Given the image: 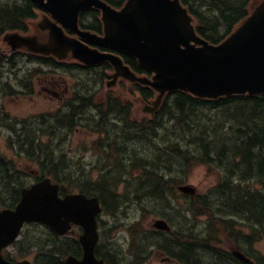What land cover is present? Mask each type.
I'll return each mask as SVG.
<instances>
[{"label":"trees","instance_id":"16d2710c","mask_svg":"<svg viewBox=\"0 0 264 264\" xmlns=\"http://www.w3.org/2000/svg\"><path fill=\"white\" fill-rule=\"evenodd\" d=\"M105 1L121 7L126 0ZM181 1L194 16L197 32L218 44L250 15L251 7L257 0ZM36 11L34 4L27 0L0 1V37L6 32H28V22L36 18ZM90 17L96 24L91 25V29L101 32L97 15L91 14ZM5 61V57L0 56V69ZM125 61L138 74L145 73L135 60L125 57ZM42 63L58 68L56 63L54 65L45 59ZM109 70L110 66L105 64L100 70L92 71L98 77L97 82L102 83L108 77L106 72ZM132 89L139 91L145 102L155 96L149 87L134 84ZM92 106V98H81V104L73 106L67 118L74 124L75 117H81ZM96 108L99 119L95 121L94 131L107 136L106 142L99 143L96 150L104 152L103 160H112L98 180L92 182L77 170L79 166L69 165L64 154L58 156L54 153L55 149L46 146L41 126L26 129L17 136L16 143L11 141V144L17 146L19 152L29 160L38 161L43 173L62 185L63 194L78 190L88 196H98L105 212L110 215L119 213L126 204L117 192V184L121 181L135 178L132 184L136 187V196L145 191L142 196L144 200L149 199L155 204L160 202L164 206L172 196L177 200L187 199L177 191V186L184 181L174 176L176 171L177 176L180 174L178 166L217 165L214 168H220L222 172L219 185L209 194L193 198L186 213L190 212L192 217L207 215L210 218L207 237L188 231L176 238H168L170 235L175 236L178 233L176 231L171 234L151 231V235L143 237L140 236L142 232L136 234V229L144 228V223L138 221L130 229L132 246H136V249L131 247L135 261L128 264H143L145 255H149V247L159 248L179 264H245L226 249L217 247L222 242L220 240L217 244L218 234L223 236L224 246L239 247L252 258V264H264V255L254 249V245L264 238V193L253 188V184L241 186L247 180H255L264 188L263 96H231L210 101L178 91L167 95L154 118H144L141 123L131 118L130 103H121L119 99L109 97L105 104ZM114 120L122 123V126L114 128ZM109 122L111 126L107 127ZM174 124L180 136L168 141L165 137L169 136L168 132ZM139 144L143 146L141 156L136 152H140ZM138 170H141V174L133 176ZM25 175L16 168L14 160L0 157V185H5L9 195L6 197L0 191L2 207L13 208L19 202L21 190L26 185ZM213 195L216 196L211 200ZM140 198L138 196L137 199ZM230 217L245 221V226L251 230L244 232V229H239L241 227ZM167 219L173 225L174 222ZM18 245V249H24L23 246L27 245V251L36 250V264H65L66 256L82 255L81 246L75 237L59 238L49 231H45L42 237L25 234ZM96 255L111 264H119L100 247Z\"/></svg>","mask_w":264,"mask_h":264},{"label":"water","instance_id":"95a60500","mask_svg":"<svg viewBox=\"0 0 264 264\" xmlns=\"http://www.w3.org/2000/svg\"><path fill=\"white\" fill-rule=\"evenodd\" d=\"M31 1L56 20L55 23L45 17L39 24L43 31H49L50 40L44 44L36 37L10 34L5 41L13 50L25 47L31 52L53 54L60 59L72 52L75 59L87 65L108 61L116 70L110 85L122 76L159 92L153 106H146L145 112L156 110L167 91L182 90L211 99L246 93L264 95V0L235 33L217 46L196 34L193 19L179 0H128L121 11L111 9L100 0ZM92 7L103 11L104 38L79 30V13ZM58 23L87 42L136 58L143 68L156 75L152 80L137 77L119 57L92 50L66 37ZM179 189L187 195L196 194L191 185ZM100 212L98 198H88L84 194L61 198L60 186L49 178L43 179L22 191L21 201L15 209L0 212V253L17 239L26 223L46 225L62 236L72 225H77L84 229L80 236L83 257L80 260L70 256L66 264H105L95 256L99 240L96 216ZM153 227L170 230L168 223L161 219L155 220ZM0 264L11 263L1 254Z\"/></svg>","mask_w":264,"mask_h":264},{"label":"rangeland","instance_id":"374dc122","mask_svg":"<svg viewBox=\"0 0 264 264\" xmlns=\"http://www.w3.org/2000/svg\"><path fill=\"white\" fill-rule=\"evenodd\" d=\"M42 19V14L39 12L36 19L30 22L31 34L37 36L40 35L43 37L44 33L37 28L38 23ZM1 39L2 38H0V44L4 45ZM19 61L20 63L16 65V68H11L9 65H6L5 70L2 73V77H0L1 82H12L14 88L20 91L18 93H13L12 95H0V104H2L9 113L12 122H14L16 118L23 120L37 115L55 113L59 108L62 107L63 101L71 97L72 85L73 83H77V79L82 81L79 90H81V92L84 94L87 93L82 91L84 87L83 85L90 80V78L86 75L78 74L76 72L77 77L75 78L73 74L67 72H50V70H48L46 67H40L39 65L31 63L28 60L26 61L25 59ZM36 68H41V70L45 73L34 74L31 78L32 82L29 85L28 90L20 88L16 85L14 81L15 78L18 82L19 78L29 75L30 71ZM24 80L26 79L24 78ZM90 85L95 87L94 82H91ZM123 87L125 89V86ZM95 88L98 90L96 103L99 107L102 106V102H106L105 97L111 93L113 94V97L120 96L122 97L121 100L123 102L131 103L133 119L140 120L144 117L141 104L136 103V100H138L137 94H135L136 96H130L127 93V90L125 89L126 91H123L124 89H120L121 87H119V85L112 88L111 90H107L106 84L102 85L101 87L98 85ZM51 89H54L56 95L50 91ZM95 94L93 92L89 93V95H93V98L95 97ZM2 105L0 106L2 107ZM90 116L91 113H88V115L83 117L80 121L77 119V121L81 123V125L78 127L79 129H73L72 131L63 129L57 133V136L60 138H56L55 135L53 137L50 133H45L43 140L46 144L53 140L51 143L58 148L56 152L58 156L65 154L66 162L69 165L72 164L79 166L77 170H80L81 173L88 176L91 181H95L100 178L101 174L104 172L103 169L110 166L112 160L111 158H106L103 160L102 153L104 154V152L98 149L96 150V147H94L93 142L98 138V134L95 135L90 133V131L93 130V124L91 122L92 120L88 119ZM89 122L90 124H88ZM38 123L39 121L36 120L32 123L21 124V126L26 129L32 125H38ZM117 123H119L118 127L122 126V123ZM19 126L20 125H17L16 129H18ZM12 133L13 132L9 131L7 128H4V125L0 126V155L16 161L17 169L22 172L25 171L29 173L24 177V182L27 185L28 183L30 184L31 182H34L33 178L29 177V175L32 172L34 174L39 169V165L37 161L29 160L25 154L18 155L15 153L16 150L19 151L18 148L11 150L9 149L8 139L14 137ZM168 134L169 136L165 137L168 141L179 137L180 133L178 131V127L175 126V124L172 125ZM102 137L103 142H106V138H104V136ZM61 138L63 139L61 140ZM139 148L140 152H136L138 156H141L143 151L142 144H139ZM215 166L217 165L208 166L199 164L193 167H187L185 164H183L177 168L179 169L180 174L177 176L178 171H176L174 176L179 177L181 180H185L183 181L184 183H182L184 185L191 184L195 186L199 194H209L210 188L216 185L221 178L219 173L220 168H214ZM137 174H141V170L135 171L133 176ZM133 180H135V178L126 182L121 181L119 184H117V192L121 196L122 201L126 202L124 209L116 215L101 217L103 224L100 225V232L103 236L104 242H106L103 250L115 258L116 262H119V264H128L130 261H135L134 251L132 248L136 249V246H132L133 237L131 235L130 229L131 226L138 221L144 223V228L136 229V234L142 232L140 236L143 237H148L151 235L150 232L152 231L151 226L153 221L157 218H164V216H167L176 224V229L178 232L175 236H169V238H176L181 233L186 231H188L190 234L194 232L200 237L208 236L210 232L209 224L205 223L206 218H208L207 215H201L197 217L193 216L192 218L190 217V214H186L190 207L191 201L193 200L188 198L187 202H185L183 198H178L177 200L175 196H172L169 198L168 203L164 206L160 202L155 204L149 199L144 200L145 198L142 196L145 191L140 192L136 196V187H134L132 184ZM4 184H6V182H4ZM4 186L5 185L3 184L0 185V191L3 192L6 197H9L7 189L4 188ZM138 196H141V198L137 199ZM215 196L216 195H213L211 200ZM186 203H189L188 206L185 205ZM182 215L185 216L182 217ZM236 220L239 221L240 219ZM28 232H30L31 237H34L36 233L42 231L39 228H31L28 230ZM222 237L223 236H221V234H218V242L220 243V240H222V242L217 247L219 249H226L229 252H233L235 247L232 245H229L230 247L224 246L225 240H223ZM255 249L259 254H264V238L255 244ZM9 252L15 261L23 259L20 254L16 255L12 248L9 249ZM148 252L149 255H145L146 258L143 264H165L164 262L160 263V257H158L156 252L151 251V247L148 248ZM197 254L202 256L200 252Z\"/></svg>","mask_w":264,"mask_h":264},{"label":"flooded vegetation","instance_id":"af4514ba","mask_svg":"<svg viewBox=\"0 0 264 264\" xmlns=\"http://www.w3.org/2000/svg\"><path fill=\"white\" fill-rule=\"evenodd\" d=\"M54 95H56V92L54 91V89L50 90ZM63 100V99H62ZM161 253V252H160ZM161 255H163V253H161Z\"/></svg>","mask_w":264,"mask_h":264}]
</instances>
